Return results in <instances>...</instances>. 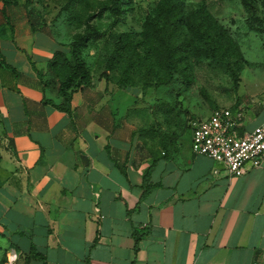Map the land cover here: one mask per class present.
Instances as JSON below:
<instances>
[{
	"label": "crops",
	"instance_id": "obj_1",
	"mask_svg": "<svg viewBox=\"0 0 264 264\" xmlns=\"http://www.w3.org/2000/svg\"><path fill=\"white\" fill-rule=\"evenodd\" d=\"M14 13L0 40L17 69L0 67V264H264V159L230 176L193 153L191 128L122 110L130 90L115 81L92 78L58 110L35 68L64 48ZM234 109L241 136L264 123Z\"/></svg>",
	"mask_w": 264,
	"mask_h": 264
},
{
	"label": "rangeland",
	"instance_id": "obj_2",
	"mask_svg": "<svg viewBox=\"0 0 264 264\" xmlns=\"http://www.w3.org/2000/svg\"><path fill=\"white\" fill-rule=\"evenodd\" d=\"M71 0H19L17 6L0 12V40L11 34L7 15L26 13L36 32H49L69 52L77 36L94 34L84 50V59L92 78L119 80L121 73H111L107 61L121 45L122 37L138 41L161 0H119L101 10L96 4L109 0H81L68 8ZM189 17L205 33L199 39L204 47L214 49L211 58L179 63L173 81L160 86L169 75L142 67L129 93L120 92L121 109L153 114L188 134L193 121L208 118L219 108L259 110L264 118V0H182ZM6 11L7 14H6ZM208 37V38H207ZM37 36V41H41ZM10 54V52L8 53ZM125 90V89H124ZM121 110V111H122Z\"/></svg>",
	"mask_w": 264,
	"mask_h": 264
},
{
	"label": "trees",
	"instance_id": "obj_3",
	"mask_svg": "<svg viewBox=\"0 0 264 264\" xmlns=\"http://www.w3.org/2000/svg\"><path fill=\"white\" fill-rule=\"evenodd\" d=\"M80 1L71 0L68 8L74 7ZM243 1L247 3V0ZM113 2L118 4L120 1L100 2L96 7L108 10ZM18 3L19 0H0V12L4 13L7 8L17 6ZM92 18L87 20L89 32L77 36L69 52L57 51L48 64L46 73L34 67L46 88L57 86V94L61 102L59 104H55L52 100L46 102L69 114L72 112L73 94L92 85V75L84 59V50L95 31L90 23ZM199 39H205V33L197 27L196 18L188 16L182 0H161L153 15L148 17L140 39L137 41L130 35L122 37L121 45L107 61V68L111 73H121L122 78L115 81L121 89L133 88L135 77L142 73V67H146L151 72L165 71L169 78L159 84L168 86L173 81L174 70L179 63L189 60L199 61L201 58H211L214 55L215 48L204 47ZM0 67L17 73V69L7 62L1 47ZM148 182L149 175L145 177L143 199L150 193ZM135 238L138 244L140 239L137 235ZM32 258L44 260L38 253H34Z\"/></svg>",
	"mask_w": 264,
	"mask_h": 264
},
{
	"label": "built area",
	"instance_id": "obj_4",
	"mask_svg": "<svg viewBox=\"0 0 264 264\" xmlns=\"http://www.w3.org/2000/svg\"><path fill=\"white\" fill-rule=\"evenodd\" d=\"M243 111L219 108L208 118L193 121L192 151L222 164L227 173L241 177L251 163L260 166L264 159V123L252 132L240 135Z\"/></svg>",
	"mask_w": 264,
	"mask_h": 264
}]
</instances>
